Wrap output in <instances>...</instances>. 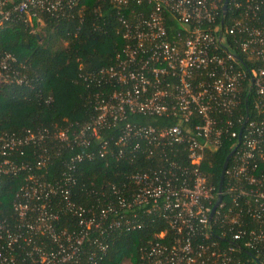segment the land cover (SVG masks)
<instances>
[{"label": "built area", "instance_id": "2783aa9c", "mask_svg": "<svg viewBox=\"0 0 264 264\" xmlns=\"http://www.w3.org/2000/svg\"><path fill=\"white\" fill-rule=\"evenodd\" d=\"M134 3L144 8L136 12ZM224 4L98 0L100 14L115 11L124 43L113 64L80 73L92 89L90 119L71 132L38 126L0 133V175L26 180L12 216L0 218V264H100L117 235L151 222L161 229L140 247L143 264H264V5L233 0L231 9L240 11L225 28ZM85 12L83 0H0V26L82 22ZM0 79L32 83L17 56L1 50ZM245 92L252 118L248 109L239 112ZM51 137L89 148L52 178ZM228 141L235 151L220 199L203 165ZM27 149L30 158L20 159ZM96 157L135 165L84 195L75 173ZM250 249L257 254H241Z\"/></svg>", "mask_w": 264, "mask_h": 264}, {"label": "trees", "instance_id": "16d2710c", "mask_svg": "<svg viewBox=\"0 0 264 264\" xmlns=\"http://www.w3.org/2000/svg\"><path fill=\"white\" fill-rule=\"evenodd\" d=\"M83 2L86 12L82 22L79 19L48 18L44 25L31 26L17 19L0 26V50L17 56L19 64L25 65V71L32 78L29 86L5 83L0 79V133H22L27 128L38 126L50 127L51 134L65 127H69L71 132L94 113L87 99L92 89L89 91L80 73L113 64L124 41L118 32L120 25L113 8H107L100 14L96 11L98 0ZM232 4L233 0H230L224 20L225 28L232 23L231 15L236 16L240 11H233ZM132 8L140 12L144 7L134 3ZM174 25L176 28L177 24ZM227 38L231 47L250 66L248 57L234 46L235 36L228 34ZM247 109L252 118L254 109L251 96L247 102L245 92L239 112L246 114ZM51 149V162L46 169L47 176L51 178L66 170V161L71 156L89 150L85 147H68L52 137ZM231 150L232 141H228L211 151L204 162L203 168L208 179L217 186L223 164ZM27 158H30V149L20 156V159ZM134 165L110 157L84 160L78 164L75 173L78 178L76 190H82L86 195L92 188H104L110 182L121 180L122 174L134 168ZM25 182L24 174L0 175V218L12 216L15 193ZM66 217L65 214L63 222ZM160 229L151 222L143 229L123 231L110 243L100 264H143L139 249L154 239ZM214 230L220 233L222 229L216 226ZM250 253L257 254L251 249L241 252L245 257Z\"/></svg>", "mask_w": 264, "mask_h": 264}, {"label": "water", "instance_id": "95a60500", "mask_svg": "<svg viewBox=\"0 0 264 264\" xmlns=\"http://www.w3.org/2000/svg\"><path fill=\"white\" fill-rule=\"evenodd\" d=\"M228 2L229 0H225V4H224V7H223V13H224V16L227 15V12H228ZM225 19V18H224ZM223 19V21H224ZM222 21V23H223ZM237 57L241 59V57L237 54ZM235 150H232L229 155L227 156L224 164H223V168H222V172H221V177H220V182H219V191H220V194H219V197L220 199L222 198V189H223V183H224V178H225V172H226V168L228 166V163H229V159L231 157V155L233 154ZM219 199V200H220Z\"/></svg>", "mask_w": 264, "mask_h": 264}, {"label": "rangeland", "instance_id": "374dc122", "mask_svg": "<svg viewBox=\"0 0 264 264\" xmlns=\"http://www.w3.org/2000/svg\"><path fill=\"white\" fill-rule=\"evenodd\" d=\"M63 44H64V45H66V44H67V42H66V41H64V42H63Z\"/></svg>", "mask_w": 264, "mask_h": 264}]
</instances>
